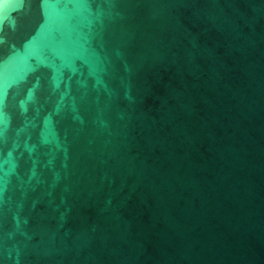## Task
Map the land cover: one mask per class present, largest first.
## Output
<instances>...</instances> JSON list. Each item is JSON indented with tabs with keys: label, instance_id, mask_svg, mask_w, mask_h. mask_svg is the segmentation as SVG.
Wrapping results in <instances>:
<instances>
[{
	"label": "water",
	"instance_id": "obj_1",
	"mask_svg": "<svg viewBox=\"0 0 264 264\" xmlns=\"http://www.w3.org/2000/svg\"><path fill=\"white\" fill-rule=\"evenodd\" d=\"M0 264H264V0H0Z\"/></svg>",
	"mask_w": 264,
	"mask_h": 264
}]
</instances>
